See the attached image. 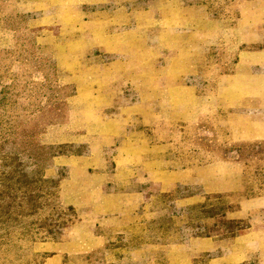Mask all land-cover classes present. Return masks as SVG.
<instances>
[{
    "label": "rangeland",
    "instance_id": "1",
    "mask_svg": "<svg viewBox=\"0 0 264 264\" xmlns=\"http://www.w3.org/2000/svg\"><path fill=\"white\" fill-rule=\"evenodd\" d=\"M0 264H264V0H0Z\"/></svg>",
    "mask_w": 264,
    "mask_h": 264
}]
</instances>
